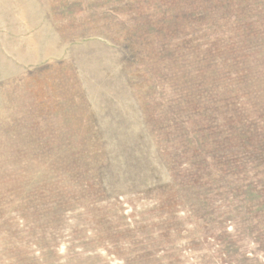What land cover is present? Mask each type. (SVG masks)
I'll list each match as a JSON object with an SVG mask.
<instances>
[{"label":"rangeland","instance_id":"374dc122","mask_svg":"<svg viewBox=\"0 0 264 264\" xmlns=\"http://www.w3.org/2000/svg\"><path fill=\"white\" fill-rule=\"evenodd\" d=\"M0 264H264V0H0Z\"/></svg>","mask_w":264,"mask_h":264}]
</instances>
